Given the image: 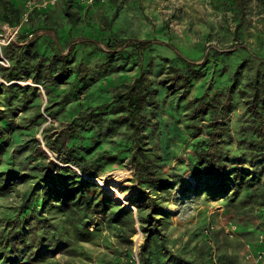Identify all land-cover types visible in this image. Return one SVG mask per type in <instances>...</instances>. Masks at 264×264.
<instances>
[{
  "label": "rangeland",
  "instance_id": "obj_1",
  "mask_svg": "<svg viewBox=\"0 0 264 264\" xmlns=\"http://www.w3.org/2000/svg\"><path fill=\"white\" fill-rule=\"evenodd\" d=\"M9 1L20 7L21 18L15 25L19 26L17 36L12 38L15 26L2 21L0 6V100L6 86L12 85L26 87L21 97L26 102H20L17 93L9 105L0 103L10 125L6 142L0 146V264H138L149 227L138 219L140 188L129 161L128 129L115 121L120 114L117 108L111 107L94 123L84 122L82 130H89L98 140L91 155L106 152L113 158L94 178L114 171L126 173L121 191L128 194L126 200L135 209L84 175L116 207L97 215L83 211L73 201L59 203L56 190L63 187L61 178L47 169V163L79 171L62 163L45 140L69 125L79 102H108L114 89L140 70L156 91L145 108L144 130L151 133L152 162L171 183L159 196L163 213L151 226L159 240V248L150 249L153 264H169L170 255L190 264H253L264 235V157L255 167L247 161L246 130L252 120L250 96L242 91L250 92L255 74L261 70L260 58L264 59V0H244L245 16L237 29L233 7L210 0H110L92 6L69 0L72 10L78 12L73 25L64 16L66 0ZM143 42L150 44L142 50L139 44ZM9 45H27L29 49L22 55L27 62L38 60L30 61L36 50L54 64L40 70L39 83L31 78L7 82L1 71L13 64L4 57L3 49ZM74 46L76 52L70 54ZM208 55L212 61L208 75L192 74V84L175 80L172 62L184 57L200 65ZM62 56L68 57L64 63ZM80 61L83 66L78 68ZM223 64L228 65V70L223 68L227 74L221 77L225 88L209 91H217V98L227 94L230 98L221 172L231 174L234 168H246L254 176L252 185L241 182L232 189L228 182L224 195L219 182H210L216 174H203L194 161L195 147L203 146L207 139L211 112L191 115L200 85L210 89V78ZM64 65L68 75L52 82ZM78 70L79 81L88 88L76 98L69 88ZM52 84L56 93L51 99L45 86ZM162 136L165 140L158 139ZM29 207L31 214L23 220ZM118 208L122 221L114 223L110 214Z\"/></svg>",
  "mask_w": 264,
  "mask_h": 264
},
{
  "label": "trees",
  "instance_id": "obj_2",
  "mask_svg": "<svg viewBox=\"0 0 264 264\" xmlns=\"http://www.w3.org/2000/svg\"><path fill=\"white\" fill-rule=\"evenodd\" d=\"M214 4H226L232 6L237 16L236 29L241 26L244 20V0H210ZM77 5V4H76ZM2 21L10 26H15L20 23L21 10L20 7L12 3L9 0H0ZM82 7V6H81ZM78 12L72 10V2L69 0L65 1L64 16L70 25L75 23V18ZM115 15V14H114ZM237 38V32L235 34ZM21 38H26L24 34ZM120 42V41H119ZM107 43V42H106ZM150 42L139 44L142 50L149 46ZM108 47V45H107ZM19 49V50H18ZM21 49V51H20ZM29 49L25 47H18L15 45L6 46L4 51V57L12 62L9 69H2L1 77L7 82L13 80L31 78L35 82L39 83L41 77L39 76L40 70L48 66L52 67V61L42 59V55L35 50V56L30 58L36 62H27L22 57L24 50ZM76 52V46L71 47L69 50L70 54ZM18 53H20L19 56ZM68 56V55H67ZM61 57L63 63L66 62L68 57ZM40 58V59H39ZM224 61L223 58L220 59ZM261 70L256 72L251 90L242 91L243 94L249 95V111L251 114V128L246 130L247 135V150L246 156L247 161L251 167L258 165L259 161L264 157V59L260 58ZM180 62V63H179ZM212 62L209 55L206 56L203 63L197 65L190 62L186 58H178L172 62V67L175 71V80L182 79L184 83L192 84L191 76L194 73H199V76L204 74L208 75L212 70L208 63ZM224 65V66H223ZM221 68L215 69V75L210 79L211 88L209 85L202 88L201 92L194 97V104L192 108V117H199L207 112H211L210 120L208 124L207 139L205 144L202 146H196L194 149V161L198 166L201 167L202 173L210 176L216 174L215 180L210 181L212 184L219 182L222 185V194L226 193L228 182L230 187L235 188L240 185L241 182L252 185L253 174L250 173L246 168H234L233 173L228 174L221 172L224 168V160L222 152L224 150V120L230 112V98L227 94L224 98H217L215 93L218 89L225 88V83H222L221 77H225L227 74L224 69L228 70V65L223 64ZM83 62L80 61L78 66L82 67ZM171 68V66H170ZM224 68V69H223ZM236 70V68H235ZM234 70V71H235ZM69 73L67 66H61L57 75L53 74L52 82H56L58 79L66 77ZM78 70L70 81L71 95L78 98V95L85 93L87 90L84 89V85L79 81ZM205 83V82H204ZM54 84L51 86H45L46 92L50 98H54ZM26 90V87L20 88L17 86H6V90L2 93L0 103L9 105L13 99H16L15 95L20 93L18 100L25 103L24 98L21 99L23 93L22 90ZM213 89H217L216 92H211ZM155 88L153 87L152 81L146 75L143 70H140L138 74L133 77L130 81L117 86L108 102L100 104H92L90 102H79L77 104V113L69 123V125L57 133L55 136H49L45 140V145L49 150L55 153L62 163H70L74 165L79 174L72 171L68 167H59L55 162L50 161L47 163V169L54 175L61 178L62 188L56 190V198L60 200L59 203H65L73 201V205L83 209V211H91L97 215H103L110 208L116 207L113 202L108 201L101 189L94 183L83 177L94 178L97 172L105 162H111L112 157L107 156L106 152L100 153L98 156L91 155V148L94 147L98 140L94 138L92 134H89V130H82V125L87 121L88 124L94 123L99 117L105 115L111 107L117 108V113L120 114L115 118L116 122H122L126 125L128 135V148L129 161L132 164L134 170L135 182L139 186L140 190L137 194V214L141 224H145L149 227L147 229V235L145 241L140 246L139 261L138 264H153V250L158 249L157 238L154 237V229L152 223L157 222L156 216L162 215L163 207L159 202V196L161 193L170 188L171 183L166 179L165 174L156 169L152 162V154L150 152L148 143L150 139V130H144L145 111L146 105L152 103L155 95ZM220 95V93L218 94ZM175 110H179V105L175 104ZM4 111L0 110V146L6 142V134L10 130V125L7 121V117ZM160 140H165V137H159ZM122 152L125 150H121ZM10 174L9 173H4ZM231 175V176H229ZM234 175L235 178H231ZM236 177L238 180H236ZM52 179V178H51ZM232 179V180H231ZM47 181V180H45ZM59 205V204H58ZM121 211L118 208V212L111 211V217L114 223L120 222ZM28 214H31V208L27 210L21 216L24 220ZM88 224L86 225V227ZM155 245V246H154ZM154 248L153 250H150ZM169 264H190L186 260L179 256L170 255L168 257Z\"/></svg>",
  "mask_w": 264,
  "mask_h": 264
},
{
  "label": "bare ground",
  "instance_id": "obj_3",
  "mask_svg": "<svg viewBox=\"0 0 264 264\" xmlns=\"http://www.w3.org/2000/svg\"><path fill=\"white\" fill-rule=\"evenodd\" d=\"M126 178V173L114 171L109 174H100L99 177L94 178V181L102 188L105 193L115 196L119 200L122 199L125 206L135 209L134 205L130 203V200H126L128 194L121 191V187L126 185Z\"/></svg>",
  "mask_w": 264,
  "mask_h": 264
},
{
  "label": "built area",
  "instance_id": "obj_4",
  "mask_svg": "<svg viewBox=\"0 0 264 264\" xmlns=\"http://www.w3.org/2000/svg\"><path fill=\"white\" fill-rule=\"evenodd\" d=\"M76 1L79 2L81 5H85V6H92L95 4H103L108 2V0H76ZM27 7L31 9L33 7L32 3L28 2ZM18 30H19V26H15L14 28H12V38L17 36ZM253 264H264V235L260 239L259 249L253 256Z\"/></svg>",
  "mask_w": 264,
  "mask_h": 264
},
{
  "label": "crops",
  "instance_id": "obj_5",
  "mask_svg": "<svg viewBox=\"0 0 264 264\" xmlns=\"http://www.w3.org/2000/svg\"><path fill=\"white\" fill-rule=\"evenodd\" d=\"M109 1H110V0H108V2H109ZM108 2H107V3H108Z\"/></svg>",
  "mask_w": 264,
  "mask_h": 264
},
{
  "label": "water",
  "instance_id": "obj_6",
  "mask_svg": "<svg viewBox=\"0 0 264 264\" xmlns=\"http://www.w3.org/2000/svg\"><path fill=\"white\" fill-rule=\"evenodd\" d=\"M95 182V181H94Z\"/></svg>",
  "mask_w": 264,
  "mask_h": 264
}]
</instances>
